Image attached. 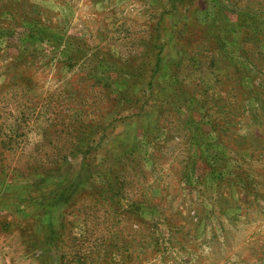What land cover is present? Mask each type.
I'll return each mask as SVG.
<instances>
[{"label": "rangeland", "instance_id": "374dc122", "mask_svg": "<svg viewBox=\"0 0 264 264\" xmlns=\"http://www.w3.org/2000/svg\"><path fill=\"white\" fill-rule=\"evenodd\" d=\"M0 264H264V0H0Z\"/></svg>", "mask_w": 264, "mask_h": 264}]
</instances>
